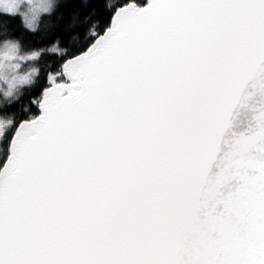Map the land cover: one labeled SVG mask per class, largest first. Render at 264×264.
Listing matches in <instances>:
<instances>
[{
	"label": "snow or ice",
	"instance_id": "6c2138e0",
	"mask_svg": "<svg viewBox=\"0 0 264 264\" xmlns=\"http://www.w3.org/2000/svg\"><path fill=\"white\" fill-rule=\"evenodd\" d=\"M21 3L4 58L54 64L18 78L28 115L0 99V264H264V0H60L33 51L7 21L53 5Z\"/></svg>",
	"mask_w": 264,
	"mask_h": 264
},
{
	"label": "trees",
	"instance_id": "16d2710c",
	"mask_svg": "<svg viewBox=\"0 0 264 264\" xmlns=\"http://www.w3.org/2000/svg\"><path fill=\"white\" fill-rule=\"evenodd\" d=\"M57 5V7H56ZM60 0H54L53 8L51 13H45L41 17V23L39 24L38 34L35 37L26 38L25 34L30 30L24 28L21 24V20H9L7 23L9 27L7 31L11 33L10 39L17 40L24 51H33L38 47H42V40L47 37V34L54 29L56 22L60 19ZM56 7V8H55ZM78 26L75 31H72L71 28L68 29V33L65 36L67 39L69 47L75 45L77 47L86 44L89 40V33L92 31L93 26L99 27L100 21L97 20L94 16L92 17H80L77 19ZM2 48H0L1 52ZM23 55V52L18 53ZM13 64H19L20 67L14 69L11 74V79L14 78V81H17V86L11 90L10 95H5L8 90H6L7 83H3L2 90L0 89V99H7L12 103L20 101L16 104L14 113H9L10 115L15 114L17 116H26L28 112L25 109H28L30 105L28 100L32 98V93L29 90V83L18 82V78L23 76L31 75V78L34 80L35 75L38 74L39 69L47 71L53 64L54 61L50 58H47L45 61H40L39 63L34 61H26L24 59H13L10 60ZM15 84V83H14Z\"/></svg>",
	"mask_w": 264,
	"mask_h": 264
},
{
	"label": "water",
	"instance_id": "95a60500",
	"mask_svg": "<svg viewBox=\"0 0 264 264\" xmlns=\"http://www.w3.org/2000/svg\"><path fill=\"white\" fill-rule=\"evenodd\" d=\"M251 107L252 105L250 103L248 107L240 108L237 112L234 113L235 118L232 131L239 133L241 131H244L248 127L253 115Z\"/></svg>",
	"mask_w": 264,
	"mask_h": 264
},
{
	"label": "rangeland",
	"instance_id": "374dc122",
	"mask_svg": "<svg viewBox=\"0 0 264 264\" xmlns=\"http://www.w3.org/2000/svg\"><path fill=\"white\" fill-rule=\"evenodd\" d=\"M50 2L54 3V0H50ZM27 4V0H22V3H21V7H24V5ZM43 15V14H42ZM0 64H3L4 65V68L3 69H0V73H2L3 75L7 76V79H8V85H7V89L8 91L6 92H11L12 89H14L16 86H17V83L15 84H12L11 82L14 81V78L11 79V74L12 72L14 71V69L12 67H10V65H12V61L10 60H7L4 58V53H3V49L1 50L0 52ZM25 77V76H23ZM3 83H5L4 81L0 80V89L2 90L3 88Z\"/></svg>",
	"mask_w": 264,
	"mask_h": 264
},
{
	"label": "clouds",
	"instance_id": "9594fccd",
	"mask_svg": "<svg viewBox=\"0 0 264 264\" xmlns=\"http://www.w3.org/2000/svg\"><path fill=\"white\" fill-rule=\"evenodd\" d=\"M17 15H20L19 13H16ZM9 15H13V14H9ZM21 24H22V26H24L26 29H28V30H31V28H29L27 25H25V22H24V17H23V15H21ZM4 27H6V25H0V28H4ZM36 27H37V29L39 28V23L37 22L36 23Z\"/></svg>",
	"mask_w": 264,
	"mask_h": 264
}]
</instances>
